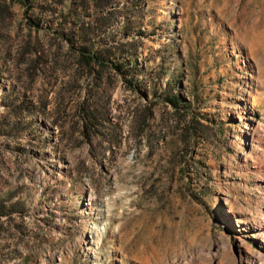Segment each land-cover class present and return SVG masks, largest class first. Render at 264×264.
Listing matches in <instances>:
<instances>
[{"label": "rangeland", "instance_id": "rangeland-1", "mask_svg": "<svg viewBox=\"0 0 264 264\" xmlns=\"http://www.w3.org/2000/svg\"><path fill=\"white\" fill-rule=\"evenodd\" d=\"M116 6L118 25L143 32L133 44L148 93L104 81L103 136L88 141L76 114L84 79L72 88L60 59L34 54L44 32L9 7L0 199L21 207L0 217V264H264V0Z\"/></svg>", "mask_w": 264, "mask_h": 264}, {"label": "trees", "instance_id": "trees-1", "mask_svg": "<svg viewBox=\"0 0 264 264\" xmlns=\"http://www.w3.org/2000/svg\"><path fill=\"white\" fill-rule=\"evenodd\" d=\"M14 3L24 9L23 22L28 30L45 34V43L40 39L32 40L34 54L41 58L39 49L46 47L48 57L53 61L60 59V67L70 70V87H77L82 78L88 86V97L76 110L82 123L79 130L82 138L88 141L92 136H103L101 121L105 116L99 95L103 92L104 81L111 83L112 79L119 78L134 93L146 97V89H138L143 84V74L135 60L133 44L135 36L140 37L143 32L133 28L128 18L118 25L116 0H0V35L3 22L9 17V7ZM146 85L155 95L151 82L147 81ZM155 97L159 98V95ZM162 101L174 110H190V102L178 95L167 94ZM142 109L137 127L145 122V112H149L148 106ZM0 135H4L1 123ZM20 207L19 202L8 203L7 199H0V217L8 216Z\"/></svg>", "mask_w": 264, "mask_h": 264}, {"label": "bare ground", "instance_id": "bare-ground-1", "mask_svg": "<svg viewBox=\"0 0 264 264\" xmlns=\"http://www.w3.org/2000/svg\"><path fill=\"white\" fill-rule=\"evenodd\" d=\"M175 264H190V262H188V261H182V262H178V263H175Z\"/></svg>", "mask_w": 264, "mask_h": 264}]
</instances>
